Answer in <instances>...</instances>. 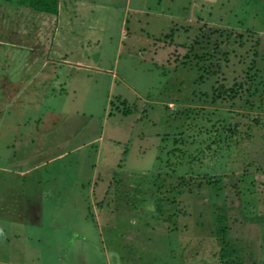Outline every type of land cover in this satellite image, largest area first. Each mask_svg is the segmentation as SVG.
<instances>
[{
	"label": "rangeland",
	"instance_id": "374dc122",
	"mask_svg": "<svg viewBox=\"0 0 264 264\" xmlns=\"http://www.w3.org/2000/svg\"><path fill=\"white\" fill-rule=\"evenodd\" d=\"M72 2L60 0V16L24 7L14 42L0 41V185L40 171L65 190L44 206L40 188L12 194L8 214L25 217L15 251L0 223V260L264 264V0ZM244 76L259 90L253 111L212 102ZM224 121L242 135L212 159L209 130ZM103 129L58 158L69 137ZM178 134L177 160H159L161 140Z\"/></svg>",
	"mask_w": 264,
	"mask_h": 264
},
{
	"label": "trees",
	"instance_id": "16d2710c",
	"mask_svg": "<svg viewBox=\"0 0 264 264\" xmlns=\"http://www.w3.org/2000/svg\"><path fill=\"white\" fill-rule=\"evenodd\" d=\"M0 5L3 6L0 8V12L4 10L3 8L9 9L7 11V16L4 18L5 21L7 17L9 19L8 28L0 31V41L4 40L7 42H14L10 37V22L14 23L16 16H17L16 14L20 13V11L24 7L31 9L35 12L45 14V15H53V16L59 15L60 16L61 14L60 0H0ZM10 12L15 13V14L10 16L8 15L10 14ZM259 14L262 15L261 12H259ZM12 17L15 18L13 21H12ZM261 27H264V24L256 28H261ZM22 34H23V31H22ZM22 36L27 37L26 34H23ZM257 43L258 41H256V43L253 46H255ZM192 54H194L195 57L197 56L193 49H192ZM202 71H204V68L202 69ZM202 76L203 75H199V77H202ZM199 80H200L199 82H202V79H199ZM251 80L253 79L250 76H244V78L241 81L236 80L237 82L235 81L234 83L235 86L230 89L226 88L223 85H220L219 88L216 89L215 91V97L212 99V102H216V101L218 102L221 99H224V101L225 99L231 100V102L234 103L233 106H237V108L240 109L238 112H236L239 115L242 114L243 110L246 112H249V110L253 111L256 108V106H255V102L250 100V96L251 95L253 96L254 93H258L259 90H257L256 88H254L253 90L250 89V87H253L254 85L248 86L247 82ZM260 109L264 113V104L260 106ZM59 111L61 112L60 109ZM233 117L235 116L230 115L229 118H233ZM253 121L255 122L253 126L256 127V124H257V127L261 126L259 117H255ZM238 130H239V126H234L231 122H227V121H224V123L219 127V129L218 128L216 130L210 129L209 131L211 132V135L208 137L207 140L209 141H207V145H206L208 148L207 152H210L208 156L213 159L214 157H217L221 153V151L229 150V148L231 147V142L233 141V138L234 137L237 138V136L242 135V133L238 132ZM181 136L182 134H178L174 136L173 141L170 144H168L167 141L165 140H161V143L159 145V148H160L159 149L160 150L159 160H162L164 157H167L168 159L177 160L178 158L177 152L179 150L178 147L180 144H184ZM237 143L238 142L234 141V145ZM171 145H173L172 148H171ZM125 146H126V143H125ZM128 151L129 150L125 149L124 153ZM122 165L123 164L120 163L118 166L119 172L124 171L121 169L123 168ZM174 191L178 192L179 189H175ZM98 206L100 207L101 205H98ZM230 258L226 257L224 260H228Z\"/></svg>",
	"mask_w": 264,
	"mask_h": 264
},
{
	"label": "crops",
	"instance_id": "0c3cea01",
	"mask_svg": "<svg viewBox=\"0 0 264 264\" xmlns=\"http://www.w3.org/2000/svg\"><path fill=\"white\" fill-rule=\"evenodd\" d=\"M71 2H72V0H71ZM73 6H74V3L72 2V7ZM62 9H63V6L61 4L60 5L61 13L63 11ZM89 9H94V7H91ZM50 114H54V113H50ZM101 131L102 130H100V132ZM103 133H104V129H103V132L100 136L93 138V139H90V140H86L85 138H79L78 139L79 135L77 134L76 135L77 140L74 139L73 144H71V140H70V138H72V136L69 137L67 142L65 143V146H66L65 152L64 151L60 152L59 153L60 155H58V158H60V160H62L63 158H65L63 156H65L66 154L69 156L71 154L76 153L77 141H83V143L78 147V148H81L83 146H91L90 144H92V142H94L93 140H96V141L104 140ZM101 137H102V139H101ZM107 138L108 137H105V139H107ZM64 153H65V155H64ZM40 168H42V166ZM39 172L40 171H38V173ZM38 173H37V179H35V180L34 179L33 180H22V179H20V180L14 181L11 179L12 178L11 177L9 181L4 182L3 185H0V187L5 185V186H10L11 188L17 189V191L15 193L6 194L5 192H3V190H4L3 187H1V192H0V223L3 224V225L1 224L2 230L7 229L6 235L4 234L5 235L4 243H11V239L13 237H18V233H19L20 226L22 224V220L25 217V215H10V213L8 214V212H10V210L12 208V207H10V204L13 203V205H14L17 202V199L13 198L12 194L23 195L26 190L34 189V188H40V201H41V204L43 206H44V203L47 201L52 204V203H55V201L59 202L60 196L64 197L63 193H61V192H64L65 190L62 187L52 186L53 189L47 188L46 184H49V183L44 182L43 180H40V175ZM16 182H21V183H16ZM73 182H76V181H73ZM62 189H63V191H62ZM77 191H78L77 186H75L74 191L70 195L71 200H73V196H75V198L77 197V194H76ZM35 193L37 194V192H35ZM72 203L75 204L76 201H74ZM44 210L45 209L40 210L41 215H45ZM27 213H28V210H27ZM16 220H18L19 222H16ZM42 226L43 225L40 224V227H42ZM11 247L15 251V245L11 243ZM5 261H9V260H0V264H6L7 262H5Z\"/></svg>",
	"mask_w": 264,
	"mask_h": 264
}]
</instances>
